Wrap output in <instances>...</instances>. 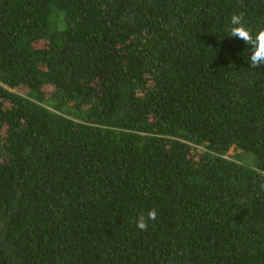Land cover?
Instances as JSON below:
<instances>
[{
  "label": "trees",
  "instance_id": "trees-1",
  "mask_svg": "<svg viewBox=\"0 0 264 264\" xmlns=\"http://www.w3.org/2000/svg\"><path fill=\"white\" fill-rule=\"evenodd\" d=\"M238 12L264 27V0H0V264H264Z\"/></svg>",
  "mask_w": 264,
  "mask_h": 264
},
{
  "label": "clouds",
  "instance_id": "clouds-1",
  "mask_svg": "<svg viewBox=\"0 0 264 264\" xmlns=\"http://www.w3.org/2000/svg\"><path fill=\"white\" fill-rule=\"evenodd\" d=\"M229 37H236L242 40L246 45L250 46L251 53L249 56L252 68L264 65V27H260L255 34L246 26L244 22V13H233L230 16L228 26ZM157 218L156 209L149 210L146 214L138 217L136 227L138 230L146 231L150 221Z\"/></svg>",
  "mask_w": 264,
  "mask_h": 264
},
{
  "label": "rangeland",
  "instance_id": "rangeland-1",
  "mask_svg": "<svg viewBox=\"0 0 264 264\" xmlns=\"http://www.w3.org/2000/svg\"><path fill=\"white\" fill-rule=\"evenodd\" d=\"M225 157L246 165H252L254 163L253 155L234 148H231Z\"/></svg>",
  "mask_w": 264,
  "mask_h": 264
}]
</instances>
